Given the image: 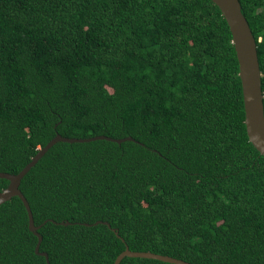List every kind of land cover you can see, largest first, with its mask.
<instances>
[{"label":"trees","instance_id":"1","mask_svg":"<svg viewBox=\"0 0 264 264\" xmlns=\"http://www.w3.org/2000/svg\"><path fill=\"white\" fill-rule=\"evenodd\" d=\"M239 1L264 94V0ZM58 134L133 140L58 142L24 176L50 264H114L127 247L264 264V157L211 0H0V172ZM37 243L22 200L0 205V264H47Z\"/></svg>","mask_w":264,"mask_h":264},{"label":"water","instance_id":"2","mask_svg":"<svg viewBox=\"0 0 264 264\" xmlns=\"http://www.w3.org/2000/svg\"><path fill=\"white\" fill-rule=\"evenodd\" d=\"M221 11L222 16L226 20L230 32L232 34V40L236 51L238 63H239V76L242 83L244 107H245V125L249 141L253 144L257 151L264 157V94L262 91V73L258 57L257 42L250 28V25L242 12L241 3L239 0H211ZM106 139L108 141L121 143L127 140H133L132 137L124 139H113L104 135L88 138V139H76L65 138L61 135H57L52 139L47 146L40 149L39 152L33 157L32 161L18 174H10L0 172V178H4L10 181L9 186L0 193V205L11 200L13 197L18 196L28 213L29 217V229L38 237V243L36 245V253L45 256L47 264H50L47 253L40 252V245L43 240L39 233V229L42 227L36 226L33 218V213L29 202L25 195L20 190L21 181L24 176L34 167L39 160L47 153V151L58 142H89L93 140ZM106 224L107 222L98 221L94 225ZM62 224L68 225L69 222H62ZM90 226V224H85ZM116 233H118L116 231ZM134 258H147L157 259L160 261L172 263V264H191L181 259H177L171 256L156 254L153 252H139L131 251L128 247L123 251L115 260L114 264H120L124 257Z\"/></svg>","mask_w":264,"mask_h":264}]
</instances>
